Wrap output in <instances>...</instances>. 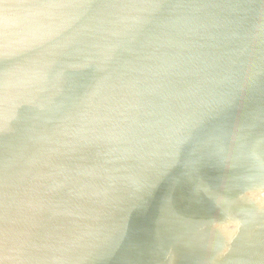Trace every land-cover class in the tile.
Segmentation results:
<instances>
[{
    "label": "water",
    "instance_id": "water-1",
    "mask_svg": "<svg viewBox=\"0 0 264 264\" xmlns=\"http://www.w3.org/2000/svg\"><path fill=\"white\" fill-rule=\"evenodd\" d=\"M0 264H264V0H0Z\"/></svg>",
    "mask_w": 264,
    "mask_h": 264
}]
</instances>
